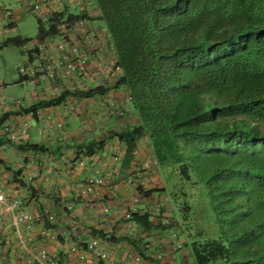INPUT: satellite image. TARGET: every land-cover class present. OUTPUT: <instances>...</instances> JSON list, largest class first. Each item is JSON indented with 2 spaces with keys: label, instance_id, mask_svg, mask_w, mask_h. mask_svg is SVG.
I'll return each mask as SVG.
<instances>
[{
  "label": "trees",
  "instance_id": "obj_1",
  "mask_svg": "<svg viewBox=\"0 0 264 264\" xmlns=\"http://www.w3.org/2000/svg\"><path fill=\"white\" fill-rule=\"evenodd\" d=\"M82 4L36 17L37 40L70 33L84 19L104 28L100 50L120 71L105 85L62 89L44 104L123 88L138 122L80 145L76 157L112 138L132 150L145 137L171 200V223L190 230L184 245L193 264H264V0ZM27 40L7 39L0 48ZM149 217L134 211L130 220L148 228Z\"/></svg>",
  "mask_w": 264,
  "mask_h": 264
},
{
  "label": "crops",
  "instance_id": "obj_2",
  "mask_svg": "<svg viewBox=\"0 0 264 264\" xmlns=\"http://www.w3.org/2000/svg\"><path fill=\"white\" fill-rule=\"evenodd\" d=\"M69 1L71 3L65 4L71 11H81ZM24 8L11 10L13 18L8 21L9 27ZM2 9L0 7V13ZM1 20L4 19L0 17ZM94 24L100 26L99 22ZM11 38L21 40L8 37L0 44ZM36 40L37 34L34 40L28 38L24 44L32 45ZM8 46L14 45L5 47ZM23 53L27 56L26 63L33 59L31 52ZM87 57L83 73L79 72L72 79L73 86L88 90L107 84V78L96 67L95 55ZM23 81L29 80L19 77L18 83L22 85L17 83L11 87L14 91L17 85L22 86L23 94L18 95L10 92L11 85L0 78L3 94L0 191L8 198L23 199L24 208L33 216V221L29 227L15 224L16 212L1 209L0 264H28L29 261L36 264L41 250L51 254L55 264H136L130 260L134 254L157 264H193L184 245L186 239H178L183 245L178 248L172 238L178 227L171 223L172 205L163 190L166 184L160 168L157 172L139 170L143 161L153 157L145 137H141L132 150L124 141L112 138L100 151L91 155L78 153L73 158L80 145L101 138L108 131L131 128L138 122L130 101H123L124 89L108 92L115 101H121L126 110L124 117H117L113 107L105 104L104 96H66L59 104L46 105L44 102L49 100L45 95L46 86L42 88L41 83L29 81L31 86L27 88ZM16 100H21L23 106L17 105ZM72 101L79 104L78 112L70 110ZM29 111L34 114L29 115ZM57 122L61 123L60 128ZM22 123L27 126L26 135L18 144L3 132V126L11 124L13 132L18 133ZM33 146L43 149H32ZM92 176L102 180L100 198L80 195L81 185ZM45 201L55 213V223L47 221L42 203ZM157 205H160L159 211H156ZM102 206H107V211H103ZM129 208L149 214V227L124 220V211ZM73 221L78 223L76 228ZM75 229L77 235H68ZM43 230L49 234H42ZM93 242L100 256H95L89 248Z\"/></svg>",
  "mask_w": 264,
  "mask_h": 264
},
{
  "label": "built area",
  "instance_id": "obj_3",
  "mask_svg": "<svg viewBox=\"0 0 264 264\" xmlns=\"http://www.w3.org/2000/svg\"><path fill=\"white\" fill-rule=\"evenodd\" d=\"M78 1L79 7L83 9L82 2L86 0ZM66 0H33L30 4H26L30 11H32L36 17L45 20L57 12L60 8H63ZM0 17L4 20L10 21L13 18V14L9 9H2ZM72 31H64L62 35L47 38L43 41L36 40L32 45H22L24 52H31V58L26 65L18 68L20 76H25L30 82H45L46 97L51 100L56 98L62 89L74 90L76 86H73L72 79L80 72L83 73L88 55H95L97 59V65L99 71L104 74L106 78H115L117 73L120 71L118 65L113 58H109L105 51L100 50L104 43V28L92 27L84 19L75 20L71 25ZM79 34V35H78ZM58 37L55 41L54 38ZM106 98V105L113 107L115 115L117 117H124L125 108L123 105L115 101L111 96H104ZM129 101L130 97L126 96L123 101ZM118 103V104H115ZM16 104L23 106L21 100H16ZM3 105V94L0 87V109ZM69 108L73 112H78L80 106L77 102L72 101L69 103ZM32 111H29V115H33ZM57 127H61V123L57 122ZM26 124L22 123L19 127V132L15 133L12 130L11 124L3 126V132L14 142L20 144L23 141V136L26 135ZM73 158H76L74 154ZM140 171H158V164L154 157L143 161L139 167ZM102 180L99 176H92L88 178L80 188V195H90L94 198L101 197ZM138 201L137 198L134 199ZM43 203V212L49 223H55L56 216L51 210L48 203ZM25 201L19 197L8 198L6 194L0 191V211L2 208L15 213V224L25 225L29 227L33 221V216L25 210ZM103 211H107V206H102ZM160 210V205H157L156 211ZM134 209H126L124 211V220L130 221L131 214ZM75 228L78 224L77 221H73ZM42 234L48 235L47 230H43ZM68 235H77L76 229ZM173 240L176 241L178 248L182 247L175 234H173ZM91 243L89 248L94 252L95 256H100V251ZM160 256H158V260ZM130 260L136 264H157V262L144 258L140 254H134ZM30 264V261L28 262ZM36 264H55L54 257L45 250L39 252V259ZM115 264H123L122 262H116Z\"/></svg>",
  "mask_w": 264,
  "mask_h": 264
},
{
  "label": "rangeland",
  "instance_id": "obj_4",
  "mask_svg": "<svg viewBox=\"0 0 264 264\" xmlns=\"http://www.w3.org/2000/svg\"><path fill=\"white\" fill-rule=\"evenodd\" d=\"M28 2L31 4L33 0H0V7L9 10L18 11L23 9L24 6L26 7L24 8L25 11L19 16V18L12 27L8 26V20H1L2 22H0V42L8 37H15L17 39L31 38L32 40L36 38V16L27 7L26 4ZM66 2L71 3L69 0H66ZM79 9L81 10L80 7ZM57 39L58 37L54 38L55 41ZM26 60L27 56L23 53L21 46H8L0 49V78L4 79V81L8 85H11L8 88L10 92L18 93V95L23 94L22 86L17 85L16 87H14V91L11 90V87L18 83L20 77L18 68L26 65ZM18 84L22 85L20 83ZM23 84L26 85L27 88L31 86V83L29 81H23ZM41 84L40 85L42 86V88H44L46 83L42 82ZM9 159L13 160L12 156H10ZM183 230V232L180 230H176L175 236L177 237V239L182 240L189 238L188 233L190 232V230L188 229V232L185 228H183Z\"/></svg>",
  "mask_w": 264,
  "mask_h": 264
}]
</instances>
